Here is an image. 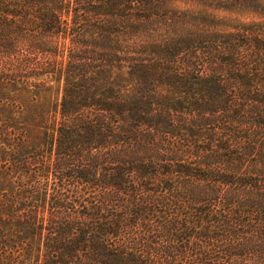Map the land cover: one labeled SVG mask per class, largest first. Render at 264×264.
I'll return each mask as SVG.
<instances>
[{
	"label": "trees",
	"instance_id": "16d2710c",
	"mask_svg": "<svg viewBox=\"0 0 264 264\" xmlns=\"http://www.w3.org/2000/svg\"><path fill=\"white\" fill-rule=\"evenodd\" d=\"M165 2L0 0V264H264V25ZM46 74L58 119L26 154L13 93Z\"/></svg>",
	"mask_w": 264,
	"mask_h": 264
},
{
	"label": "rangeland",
	"instance_id": "374dc122",
	"mask_svg": "<svg viewBox=\"0 0 264 264\" xmlns=\"http://www.w3.org/2000/svg\"><path fill=\"white\" fill-rule=\"evenodd\" d=\"M165 7L168 9H179L186 11L193 15L195 20H201L204 24L210 25L213 29L220 31V32H229L234 31L239 28L241 25L246 23H259L260 25H264V0H165ZM198 18V19H196ZM194 20V19H193ZM61 59V58H60ZM32 84L35 85V88L28 86H21V89L24 91L18 92L15 91L13 94L17 97V102H15V106L19 107L20 111L23 112L22 117L20 118V126L24 128L25 134L20 144L18 150L27 154L29 150L35 148V146L41 142H45L46 134H50L52 123L55 121L56 118H53V115L50 113L51 109H56L58 102L60 101L62 95V82H57L49 74L45 76H39L38 78H32ZM36 94V96H34ZM90 102V100H89ZM15 109V108H14ZM42 110V111H41ZM40 111V112H39ZM49 112L51 115L49 116L50 119L45 121L44 118L37 117L36 112ZM58 119V118H57ZM56 119V120H57ZM24 122V124H23ZM26 122V124H25ZM23 125V126H22ZM11 130V128H10ZM211 134H207L205 137L209 139ZM213 136L218 134H212ZM221 135V134H220ZM259 134H253V136L258 137ZM259 138H262L261 136ZM252 144L247 151H243L244 153L248 154L245 155V163H243V168L245 166V170L242 169L247 175H243L241 184H248L247 188L249 187V182H253L251 177L249 176L251 172H257V166L254 162L255 159H258V153L256 154L257 150L255 151L252 148ZM37 151V150H36ZM46 151V150H45ZM40 153V152H39ZM49 153V147L45 153L46 156ZM47 161L48 157L41 158L39 160V165L42 161ZM5 163V162H2ZM5 166H8L7 164ZM26 166V165H25ZM34 166L33 164L31 167ZM6 167H4L5 170ZM15 170V169H14ZM28 170L24 167L23 173ZM16 171V170H15ZM48 173H43L41 177L48 176L49 179L46 180L39 178V186L43 187L39 189V194H44L46 191L49 192L50 188L52 187V176ZM6 177L11 178L13 180L16 176L15 173L9 172V174L5 173ZM1 178H5L1 176ZM8 179V178H7ZM37 179V178H36ZM22 182L24 181L21 179ZM26 180V179H25ZM2 189H8V181H1ZM36 181L34 182V185ZM16 187H19L15 184ZM33 185V186H34ZM46 188V189H44ZM246 187L240 188V192ZM9 190V189H8ZM22 193L21 199L32 201L35 203L34 195L30 196L27 189L21 187ZM246 191V190H245ZM50 198V196H49ZM40 206V205H39ZM50 212V208L47 207L45 204L44 209H40L38 213L43 217L48 215Z\"/></svg>",
	"mask_w": 264,
	"mask_h": 264
}]
</instances>
